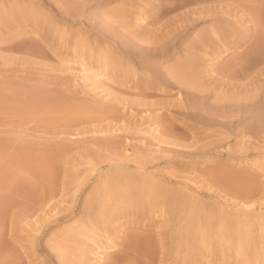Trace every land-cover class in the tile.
<instances>
[{"label":"rangeland","instance_id":"374dc122","mask_svg":"<svg viewBox=\"0 0 264 264\" xmlns=\"http://www.w3.org/2000/svg\"><path fill=\"white\" fill-rule=\"evenodd\" d=\"M262 217L264 0H0V264H264Z\"/></svg>","mask_w":264,"mask_h":264},{"label":"bare ground","instance_id":"6f19581e","mask_svg":"<svg viewBox=\"0 0 264 264\" xmlns=\"http://www.w3.org/2000/svg\"><path fill=\"white\" fill-rule=\"evenodd\" d=\"M142 18H143V17H142ZM142 18H140V19L142 20ZM141 20H140V21H141ZM193 72H194V71H193ZM189 81H190V80H189ZM190 83H192V81H191ZM193 83H195V82H193ZM121 172H122V171H120V173H121ZM124 174H125V173L122 172V175H124ZM126 174H130V172H127ZM122 175H121V176H122ZM131 175H133V174L131 173ZM135 175H136V174H135ZM139 175H140V174H139ZM133 176H134V175H133ZM141 176H142V177H145V176H143L142 174L139 176V177L141 178V181H142V177H141ZM130 177H132V176L129 175V179H131ZM134 177H135V176H134ZM134 177H133V178H134ZM136 177H137V176H136ZM136 177L134 178V180L136 179V180H137V183H138L139 177H138V178H136ZM126 178L128 179L127 176H126ZM121 179L123 180V178H121ZM129 179H128V180H129ZM147 179H149V178H145V180H147ZM124 180L127 181L126 179H124ZM145 180H144V181H145ZM151 180H152V179L150 178V181H151ZM144 181H143L144 186H142V185H141V186H140V185L137 186V183L135 184L134 181L132 182V180H131V182L134 183V184L136 185V186H132V184H131V182H130L131 187H134V188H132L134 191L131 190V192H134L135 197L138 195V196L136 197V199L139 198V195L142 194V193L144 192V195L142 194V197H141V195H140L141 198H140V200H139V202H141V199H142V205H143V202H144L143 199L145 198V199L147 200V202L151 205V207H152V204H155L154 206H157V207L159 206L160 211L163 212V210L165 209V208H163V206L166 207L165 205H166L167 199H168V202H170L169 199L171 200V198H172V197H169L170 195L173 196V199H174V198L177 199V198L179 197V196L177 197L176 195H175L176 197L174 196L175 192H174L173 190H172V191H173L174 193H172L171 191L168 192V191H167V190H169L168 188H167V189L163 188V187L166 186V185L162 186V184H161L163 190H161V188H159V189H158L159 191H154V189L156 190L157 186H159L160 183L157 182V183L159 184V185H158V184L156 183L155 180H154L153 182L156 183V184H154L153 182H150L149 180H147V182L145 181L146 183H145ZM121 182H122V181H121ZM128 182H129V181H127L126 183L128 184ZM126 183L123 182V184L126 185L124 191L121 190L122 188H124V185L122 186V185L120 184V186H122V188H118V189H119V191H121V193H123V192L125 193V192H127V191H129V193H130V190H129L130 185L128 184V187H127V184H126ZM141 183H142V182H140V183H138V184H141ZM114 185H115V184H114ZM116 186H118V184H116ZM112 187H113V186H112ZM118 187H119V186H118ZM136 187H137L138 190H139L140 187H141V188L143 187V188H142L143 190H145L144 188H146V190H145L146 192L143 191V192L141 193V191L139 190L140 192L137 193L138 190L136 189V190H137V191H136L137 194H136V193H135V188H136ZM138 187H139V188H138ZM159 187H160V186H159ZM116 188H117V187H116ZM126 188H127V190H126ZM141 188H140V189H141ZM111 189H112V188H111ZM118 189H116V190H117L116 192H117V194L119 195V191H118ZM125 190H126V191H125ZM170 190H171V189H170ZM114 191H115V190H114ZM112 192H113V190H112ZM116 192H115V193H116ZM121 193H120V194H121ZM124 193H123V194H124ZM166 193H168V194L172 193V194L167 195ZM125 194H126V193H125ZM118 195H117V196H118ZM166 195L168 196V198H167V197L165 198ZM120 196H121V195H120ZM121 197H122V196H121ZM124 197H125V198H128V195L126 194V195H124ZM129 197H132V193H131V195H129ZM143 197H144V198H143ZM161 197H163L164 199H162ZM102 198H103V197H102ZM182 198H183V197H182ZM105 199H106V198H105ZM116 199H117V198H116ZM129 199H130V198H129ZM129 199H128V200H129ZM136 199H135V201L133 200L134 202L131 200V203L133 202L132 204H135V202L137 201ZM176 199H175V200H176ZM179 199H180V198H179ZM125 200H127V199H125ZM146 200H145V201H146ZM185 200H186V199H185ZM101 201H102V200H101ZM179 201H180V200H179ZM183 201H184V199H183ZM90 202H91V201H90ZM90 202H89V203H90ZM92 202H93V201H92ZM102 202H104V201H102ZM137 202H138V201H137ZM147 202H144V204H145V203L148 204ZM168 202H167V203H168ZM189 202H190V201H189ZM99 203H100V204H103V203H101V202H99ZM183 203H184V202H183ZM183 203H182V205H181L182 208H184V206H185V207L192 206V205H189V206L187 205V206H186L185 203H184V206H183ZM93 204H94V202H93ZM100 204H99V205H100ZM104 204H105V203H104ZM149 204H148V205H149ZM162 204H163V206H162ZM186 204H188V202H186ZM137 205H138V203H137ZM140 205H141V204H140ZM160 205H161V206H160ZM179 205H180V203L178 204V206H179ZM87 206H88V204H87ZM89 206H90V205H89ZM93 206H94V205H93ZM93 206H92V209H93ZM101 206H102V205H101ZM101 206H99V208H100ZM103 206H104V205H103ZM176 206H177V205H176ZM176 206H175V208H176ZM246 206H250V205H247V204H246ZM97 207H98V206H97ZM192 207H193V206H192ZM89 208H91V207H89ZM101 208H102V207H101ZM182 208H181V209H182ZM189 208H191V207H189ZM189 208H187L188 210H187V209H185V210H186L187 212H188V211L190 212V210H192L191 212H193V208L190 209V210H189ZM87 209H88V208H87ZM95 209H96V208H95ZM95 209H94V210H95ZM97 209H98V208H97ZM97 209H96V210H97ZM90 210H91V209H90ZM90 210H89V211H90ZM96 210H95V211H96ZM99 210H101V209H99ZM102 210H104V207H103ZM107 210H108V209H107ZM107 210H105V211H107ZM183 210H184V209H183ZM183 210H182V211H183ZM95 211L92 210L93 213H94ZM105 211H104V212H105ZM108 211H110V210H108ZM111 211H112V210H111ZM156 211H157V210H156ZM182 211H181V212H182ZM97 212H99V211H97ZM162 212H160V214H161ZM165 212H166V209H165V211H164L163 213L165 214ZM187 212H186V213H187ZM189 212H188V215L191 214V213H189ZM99 213H100V212H99ZM99 213H98V215H99ZM105 213H106V212H105ZM105 213H104V214H105ZM178 213H179V212H178ZM178 213H177V216H178ZM193 213H194V212H193ZM193 213H192V214H193ZM102 214H103V213H102ZM102 214H101V215H102ZM155 214H156V213H155ZM160 214H159V215H160ZM164 214H163V216H164ZM175 214H176V213H175ZM175 214H174V215H175ZM179 214H180V213H179ZM194 214H195V213H194ZM96 215H97V214L95 213V214H94V219H95ZM101 215H100V217H103V216H104V215H103V216H101ZM106 215H107V214H106ZM157 215H158V214H157ZM159 215H158V216H159ZM175 216H176V215H175ZM189 216H190V215H189ZM191 216H192V215H191ZM191 216L188 217L187 214H186V218L188 217L189 219H191ZM98 217H99V216H98ZM105 217H106V216H105ZM192 217H194V215H193ZM86 218H87V219H86L85 221H82L83 223L81 222V223H82V226L79 224V225L81 226V228H79L80 231H77V232L79 233V235H81V236H83L84 238H86V240H87L88 242H90V244H91V242H92V244L95 246V245L98 244V238H97V235H98V234L95 232L94 220H93V217H92L91 213H88L87 216H86ZM174 218L176 219V218H178V217H174ZM179 218H181V217H179ZM179 218H178L177 220L180 221L181 219H179ZM98 219H100V218H98ZM98 219H97V220H98ZM101 219H102V218H101ZM175 219H174V220H175ZM189 219H188V220H189ZM192 219H193V218H192ZM262 219H264V217H262ZM177 220H175L176 223H177ZM183 220H185V218H184ZM186 220H187V219H186ZM186 220H185V221H186ZM188 220H187V221H188ZM193 220H195V218H194ZM193 220H190L189 222L192 223ZM260 220H261V218H260ZM95 221H96V220H95ZM187 221H186V222H187ZM263 221H264V220H263ZM263 221H262V222H263ZM136 222H137V221H136ZM182 222H183V221H182ZM186 222H185V224L188 223V222H187V223H186ZM197 223H198V222H197ZM237 223H238V222H237ZM241 223H242V222H241ZM244 223H246V222L244 221ZM182 224H183V223H182ZM199 224H200V223H199ZM199 224H198V225H199ZM143 225H144V224L142 223L141 226L143 227ZM187 225H188V224H187ZM190 225H191V224H190ZM198 225H197V226H198ZM218 225H220V223H219ZM222 225H223V223H222ZM224 225H225V224H224ZM224 225H223V226L220 225L222 229H224ZM248 225H249V224H247V225L244 224V226H246L245 228H247ZM144 226L147 227V225H144ZM178 226H179V224H178ZM188 226H189V225H188ZM188 226H185V225H184L185 229H186ZM220 226H219V227H220ZM226 226H227V224H226ZM231 226H233L232 228L235 227V225H231ZM231 226H229V227H231ZM71 227H72V226H70V229H74L76 226H75V227H72V228H71ZM148 227H149V226H148ZM148 227H147V228H148ZM192 227H193V226H192ZM192 227H190V229H194V228H192ZM199 227H200V225L198 226V228H197L196 231H197V232H200L201 234L203 233V232H201V231H204L203 234H205L207 228H206V227H205V228L203 227V228L205 229V230H204V229H202V225H201V230H200ZM216 227L219 228L218 226H216ZM236 227L238 228V227H243V226H240V225L238 226V225H237ZM140 228H141V227H140ZM181 228H182V227H181ZM217 228H216V229L213 228V229H215V231H214L213 229H210V228H208V229L212 230V232L214 231V233H215V232H219V231H217V230H218ZM221 228H220L219 230L222 231V233H223L225 230H221ZM227 228H228V227H227ZM232 228H231V229H232ZM237 228H235V230H233V231H235V232H232V233H235V234L232 235L233 237H234L235 235H237V232H236V231H239V232L241 231V229H240V230H239V229L237 230ZM70 229H69V230H70ZM79 229H78V230H79ZM145 229H146V228H145ZM145 229H144V230H145ZM198 229H199L200 231H198ZM225 229H226V228H225ZM242 229H243V230H242L240 233H238V235H237L238 237H239V235L242 237L241 233H243V231H245L244 228H242ZM249 229H250V227L247 229V233H248ZM153 230H154V229H153ZM226 230H227V232H229L230 229H226ZM121 231H122V229L119 230V232H121ZM135 231H136L137 236H138V232H140L141 230H138V231H137V230H134V232H135ZM157 231H158V230H157ZM182 231L185 233V231H187V229H186V230H182ZM188 231L190 232V230H188ZM191 231H192V230H191ZM194 231H195V230H194ZM194 231H193V232H194ZM230 231H231V230H230ZM145 232H146V231H145ZM227 232H226V233H227ZM249 232L251 233V231H249ZM136 233H135V234L132 233V234H134V235L130 234V237L135 236ZM141 233L143 234V232H141ZM146 233H147V234L144 233L145 235L143 234V235L145 236V238H144V236H143V239H144V241H145L146 243H144V242L142 241L143 239H140V238H138V237L136 236L139 240H141V244H143V243H144V244H147V241H148V240L146 241L145 239H146V237H147L146 235H148V232H146ZM181 233H182V232H181ZM207 233H208V230H207ZM207 233H206V234H207ZM222 233L220 232L221 237H222V236H225V235H222ZM226 233L224 232V234H226ZM247 233L244 232V233H243L244 236H246ZM151 234H152V233H151ZM151 234H149V235H151ZM154 234H155V233H154ZM157 234H158V233H157ZM182 234H183V233H182ZM201 234H200V235H201ZM203 234H202V236H204ZM210 234H211V233H210ZM217 234H219V233H217ZM220 234H219V236H220ZM230 234H231V232H230ZM245 234H246V235H245ZM131 235H132V236H131ZM140 235H141V234H140ZM149 235H148V236H149ZM163 235H164L163 232H159V237L161 236L160 238H158V237L155 236V235H154V236L151 235V236L153 237V239H154V237L160 239L159 241L163 244V245H162V244H159V243H158V244L160 245V247H161V246L164 247V244L166 243V241H164L165 239H163V238H164ZM197 235H198V234H197ZM227 235H228V237H230V238H228V239H231L232 236H229V234H227ZM202 236H201V237H202ZM139 237H141V236H139ZM152 237H151V239H152ZM193 237H194V235H193ZM205 237H206V235H205ZM207 237H208V236H207ZM210 237H211V235H210ZM221 237H219V240L222 239L221 242H223V237H222V238H221ZM248 237H249V236H248ZM248 237H246V241H247V242H249L248 239H247ZM137 238H136V239H137ZM148 238H150V236L147 237V239H148ZM198 238H199V236H198ZM211 238H212V237H211ZM225 238H227V236L224 237V239H225ZM235 238H236V237H235ZM242 238H243V237H242ZM242 238H241V239H242ZM127 239L130 240L129 237H128ZM158 239H157V242H159ZM204 239H205V238H204ZM204 239H203V237H202V240H203V241L200 239V243H201L203 246H204V244L206 243V241H204ZM208 239H209V238H208ZM243 239H244V238H243ZM117 240H118V239H117ZM123 240L125 241L126 239H125V238L121 239V241H123ZM131 240L133 241V239H131ZM131 240H130V241H127V240H126V244H125V242H122L123 244H125L124 246H121V245H120V244H121V243H120V240L115 241V242L112 240L113 243H112L110 246H108L107 248L105 247L106 249L104 248L105 250L102 251V253H100V254L98 253V255H99V256H98V257H99V261L105 259L107 253H109V252H111V251H113V250L116 251L117 248H119V249H121V250H125V252H126V249H127V252H128V251L130 252L131 250H129V249H130L131 246H132V245L130 244ZM206 240H207V238H206ZM209 240H211V239H209ZM87 241H85V239H84V243L86 242V244H88ZM235 241H236V243H237L238 240H235ZM235 241H234V242H235ZM246 241H245V242H246ZM133 242H134V241H133ZM142 242H143V243H142ZM154 242H155V241H154ZM154 242H148V245L144 248V249H145V253H147V254H148V253H149V254H152V253L155 252V250H157L156 247H159L157 243H156L157 246H156V245L153 246L154 244L150 245L151 243H154ZM221 242H220V244H222ZM226 242H228V240H226ZM226 242H223V243H226ZM238 242H239V243L241 242L239 245H241V247L243 248L244 245L242 244V242L244 243V240L241 241V240H240V237H239V241H238ZM247 242H246V244H247ZM131 243H132V242H131ZM134 243H135V242H134ZM134 243H132V244L134 245ZM138 243H139V241H138ZM229 243H230V242H229ZM226 244H227V243H226ZM226 244H225V245H226ZM237 244H238V243H237ZM244 244H245V243H244ZM129 245H131V246H129ZM135 245H136V244H135ZM206 245H207V243L205 244V246H206ZM239 245H237V247H239V248H237V250H240V246H239ZM242 245H243V246H242ZM85 246H86V245H85ZM85 246H83L82 249H85V250L87 249V251H88V250H89V249H88L89 247L87 248V246H86V248H84ZM99 246H100V245H99ZM120 246H121V247H120ZM137 246H138V245H137ZM139 246L142 247L143 245H142V246L139 245ZM203 246H202V247H203ZM205 246H204V248H205ZM207 246H208V245H207ZM207 246H206V247H207ZM218 246H219V245H218ZM95 247H98V246H95ZM133 247H134V246H133ZM140 247H138V248H140ZM153 247H154V248H153ZM222 247H223V245H222ZM98 248H99V247H98ZM207 248H208V247H207ZM96 249H97V248H96ZM141 249H142V248H141ZM85 250H83V251H85ZM132 250L134 251L135 249L132 248ZM138 250H139V249H138ZM138 250H137L136 252H139ZM241 250H242V249H241ZM142 251H144V250H142ZM158 251H159V249H158ZM116 252H117V251H116ZM118 252H119V250H118ZM121 252H122V251H121ZM134 252H135V251H134ZM223 252H224V251H223ZM236 252H237V251H236ZM239 252H241V251H239ZM141 253H142V252H141ZM141 253H140V254H141ZM157 253H158V252H157ZM226 253H227V252H226ZM121 254H124V252L121 253ZM128 254H129V253H128ZM132 254H133V252H132ZM138 254H139V253H138ZM143 254H144V253H143ZM149 254H148V255H149ZM124 255H125V257H126L127 254H124ZM130 255H131V252H130ZM135 255L137 256V253L134 254L133 256H135ZM155 255H156V252H155ZM142 256H143V255H142ZM144 256H145V255H144ZM151 256H152V255H150V258H153V257H151ZM153 256H154V254H153ZM128 257H129V256H128ZM130 257H131V256H130ZM137 257H138V256H137ZM137 257H135V258H137ZM142 258H144V257H142ZM147 258H148V257H147ZM147 258H146V259H147ZM154 258H155V256H154ZM154 258H153V260H154ZM144 259H145V258H144ZM246 259H248V258H246ZM246 259H245V260H246ZM148 260H149V259H148ZM150 261H151V260H150ZM100 262H101V261H100ZM100 262H99V263H100ZM183 262H184V261H183ZM183 262H182V263H183ZM241 262H244V260L241 261ZM249 262H250V261H249ZM101 263H103V262H101ZM246 263H247V262H246ZM243 264H244V263H243ZM248 264H249V263H248ZM250 264H251V263H250Z\"/></svg>","mask_w":264,"mask_h":264}]
</instances>
